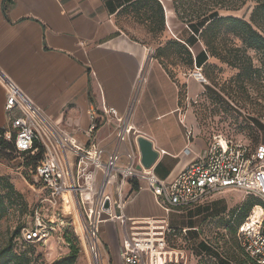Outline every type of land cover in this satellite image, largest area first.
<instances>
[{"label":"crops","instance_id":"0c3cea01","mask_svg":"<svg viewBox=\"0 0 264 264\" xmlns=\"http://www.w3.org/2000/svg\"><path fill=\"white\" fill-rule=\"evenodd\" d=\"M136 1L0 0V130L11 134L10 140L4 138L6 141L13 143L14 131L5 110L3 75L14 81L52 123L71 134L78 144H98L107 151L115 149L117 121L124 116L133 89L142 77L145 81L139 85L130 120L135 130L131 137L138 154L137 136L152 142L159 154L152 167L154 174L160 167L166 169L163 178L156 177L169 182L187 165L206 155L209 141L194 127L191 112L181 108L176 82L154 58L156 49L169 40L186 45L193 58L203 46H188L194 34L187 25L180 27L173 0H156L164 16H160L159 22L156 19L155 24L146 21L141 10L133 8ZM132 12L142 15L150 32L164 35L162 45L148 49L150 40H143L147 31L139 38L133 29L122 25L123 17ZM171 13L177 18L174 28L168 25ZM140 48L153 52L152 61L143 62ZM185 86L187 101L204 90L190 76ZM91 126L94 129L89 136ZM136 189V183L129 184L125 192ZM226 191L235 189L216 193L198 206L212 202ZM173 212L180 213V209ZM124 215L159 217L162 211L150 192L140 190L126 204ZM181 238L188 240L187 233ZM99 240L104 263L122 264L120 223L101 224Z\"/></svg>","mask_w":264,"mask_h":264},{"label":"built area","instance_id":"2783aa9c","mask_svg":"<svg viewBox=\"0 0 264 264\" xmlns=\"http://www.w3.org/2000/svg\"><path fill=\"white\" fill-rule=\"evenodd\" d=\"M152 61L153 52L149 51ZM195 80L204 85L201 70ZM6 90L5 110L13 133V145L18 154L41 158L30 171L52 209L67 204L80 218L82 237L92 264H104L100 245V225L118 221L121 226L120 260L122 264H187L184 251L174 242L185 235V229L173 227L170 214L176 209L200 205L210 196L227 189L242 191L260 201L237 227L236 236L244 255L264 264V144L252 148L249 144L214 135L206 155L187 165L173 180L158 179L153 169H144L134 148L135 132L130 124L137 100L139 77L124 116L115 127L116 146L107 151L98 144H78L71 134L52 123L27 97L17 84L2 76ZM108 115V111H104ZM94 109L91 108V116ZM91 126L87 135L93 131ZM11 139V134H4ZM123 148V150H122ZM140 167V168H138ZM136 191L151 193L162 211L159 217L126 218L124 209L135 194L125 192L129 184ZM261 213L255 216L254 210ZM34 225L22 229L18 244L44 242L51 228L34 212ZM50 224L52 225L53 223Z\"/></svg>","mask_w":264,"mask_h":264},{"label":"rangeland","instance_id":"374dc122","mask_svg":"<svg viewBox=\"0 0 264 264\" xmlns=\"http://www.w3.org/2000/svg\"><path fill=\"white\" fill-rule=\"evenodd\" d=\"M223 1L227 10H220V15H232L249 21L255 6L254 0H246L243 5V0ZM122 22L126 29H133L132 32L139 38L147 31L148 36L143 40H150L148 49H156L164 43V35L157 36L154 31L150 32L142 15L132 12L128 17H123ZM183 25L181 22L180 27ZM167 67L178 86L179 104L191 112L194 127L201 137L209 141L214 135H222L249 144L252 148L264 144V80L253 83L236 81L235 69L209 57L205 66L199 67L206 80L204 90L187 101L185 81L188 76L195 80L193 74L197 68L179 59ZM165 170L160 167L156 175L163 178ZM30 171L32 162L28 155L0 150V196L7 208L0 219V248L7 243L16 228H20L21 233L22 229L32 227L35 222L34 212L38 211L45 224L50 226L51 234L44 242L21 247L22 251L30 254L31 264H54L67 256L70 253L67 238L78 250L74 264H92L82 237L80 218L67 204H64V208L60 205L56 211L49 207L45 201L46 193ZM6 184L11 185L20 198L8 197L4 189ZM252 199V196L242 191H226L212 202L180 209V213L172 212L169 216L170 224L187 228L188 240L181 238L174 242L187 256V264H232L242 260L244 253L235 231L245 207ZM66 205L70 208L68 212L65 210Z\"/></svg>","mask_w":264,"mask_h":264},{"label":"trees","instance_id":"16d2710c","mask_svg":"<svg viewBox=\"0 0 264 264\" xmlns=\"http://www.w3.org/2000/svg\"><path fill=\"white\" fill-rule=\"evenodd\" d=\"M245 2L246 0H243L241 5ZM254 2L255 6L251 11L249 21H246L232 15H220V10H227L223 0L204 2L202 0H173L177 18L194 34L188 46L200 44L203 50L193 58L186 45L169 40L164 46L156 49L154 58L160 61L167 73H169L167 65L175 59L199 68L205 66L207 59L211 57L235 69L237 71L234 77L236 81L253 83L256 80H264V0H254ZM133 8L141 10L144 19L153 24L156 19L159 22L160 16L161 18L164 16L162 7L156 0H138ZM169 76L172 78L170 73ZM3 134L0 130V150H9L18 154L12 141H6ZM41 156V151L34 156L28 155V159L32 162V170ZM4 189L7 190L8 197L20 198L11 185L6 184ZM259 204L260 201L253 197L245 207L238 225L247 217L246 213ZM6 209L3 197L0 196V219L5 215ZM262 234L264 235V225ZM19 235H21L20 228H16L7 243L0 248V264H31L30 254L21 249L30 243L18 244ZM66 241L69 244L70 253L55 261L54 264H74L76 261L78 250L71 245L68 238ZM232 264H255V262L244 255L242 260Z\"/></svg>","mask_w":264,"mask_h":264},{"label":"water","instance_id":"95a60500","mask_svg":"<svg viewBox=\"0 0 264 264\" xmlns=\"http://www.w3.org/2000/svg\"><path fill=\"white\" fill-rule=\"evenodd\" d=\"M136 143L139 150L141 166L144 169L152 168L159 156L158 152L153 149L152 142L147 138L139 135L136 138Z\"/></svg>","mask_w":264,"mask_h":264},{"label":"bare ground","instance_id":"6f19581e","mask_svg":"<svg viewBox=\"0 0 264 264\" xmlns=\"http://www.w3.org/2000/svg\"><path fill=\"white\" fill-rule=\"evenodd\" d=\"M170 10V9H169ZM167 11V10H166ZM176 20H177V18H176V16L173 14V13H171V15L168 17V25H169V27H171V28H174L175 27V25H176ZM179 22V21H178ZM125 35V34H124ZM118 44H119V42H118ZM134 44H136V43H134ZM131 45V44H130ZM128 48H131V46L130 47H128ZM132 49H134L133 47H132ZM138 51H139V54H140V56L142 57V59H143V62L145 61V62H149V60H150V54H149V51L148 50H146L145 48H140V49H138ZM194 76V78H196L197 77V75H193ZM144 79L142 78V83H144ZM65 210L68 212V211H70V208L66 205L65 206ZM69 213H71V212H69ZM261 213V210L259 209V208H257V209H255L254 210V215L255 216H258L259 214ZM80 222V221H79ZM81 225V224H80ZM82 229V228H81Z\"/></svg>","mask_w":264,"mask_h":264}]
</instances>
